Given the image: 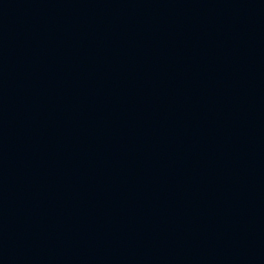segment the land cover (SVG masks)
Wrapping results in <instances>:
<instances>
[{"label":"water","instance_id":"1","mask_svg":"<svg viewBox=\"0 0 264 264\" xmlns=\"http://www.w3.org/2000/svg\"><path fill=\"white\" fill-rule=\"evenodd\" d=\"M0 264H264V0H29Z\"/></svg>","mask_w":264,"mask_h":264}]
</instances>
